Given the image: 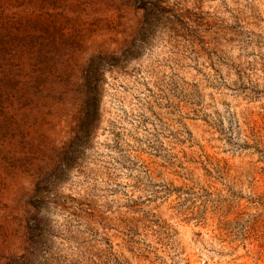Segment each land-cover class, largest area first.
Segmentation results:
<instances>
[{
	"label": "rangeland",
	"instance_id": "374dc122",
	"mask_svg": "<svg viewBox=\"0 0 264 264\" xmlns=\"http://www.w3.org/2000/svg\"><path fill=\"white\" fill-rule=\"evenodd\" d=\"M0 264H264V0H0Z\"/></svg>",
	"mask_w": 264,
	"mask_h": 264
}]
</instances>
